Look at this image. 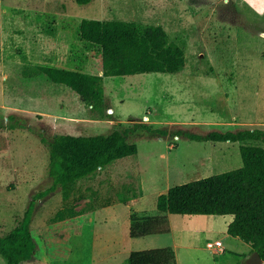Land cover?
Instances as JSON below:
<instances>
[{"label": "rangeland", "instance_id": "obj_1", "mask_svg": "<svg viewBox=\"0 0 264 264\" xmlns=\"http://www.w3.org/2000/svg\"><path fill=\"white\" fill-rule=\"evenodd\" d=\"M84 18L162 25L187 40L185 68L114 77L113 92L108 79L102 113L44 74H20L36 64L100 72L101 56L80 37ZM120 122L167 125L170 134L139 127L128 136L137 154L37 198L53 185L49 143L57 134H107ZM256 127L264 129V0H0V235L19 226L34 200L37 249L22 264H129L131 251L166 246L177 264H246L253 250L228 233L233 215L163 213L156 200L243 164L242 142L197 141L177 130ZM133 211L165 217L170 233L131 237ZM217 240L223 250L207 245ZM0 264H8L2 255Z\"/></svg>", "mask_w": 264, "mask_h": 264}, {"label": "trees", "instance_id": "obj_2", "mask_svg": "<svg viewBox=\"0 0 264 264\" xmlns=\"http://www.w3.org/2000/svg\"><path fill=\"white\" fill-rule=\"evenodd\" d=\"M81 6L94 0H75ZM80 37L96 50L102 60V74L86 73L51 65H23L25 77L46 75L77 94L95 112L107 107L105 77L133 76L143 73H180L186 65V39L173 38L158 24L119 19H88L80 23ZM14 115L10 114L9 118ZM16 127L15 125H11ZM155 136L170 134L168 126L137 122L127 126L120 122L107 134H57L49 143V175L53 185L40 198L59 186L67 187L117 159L135 155L138 147L128 136L137 128ZM197 141L242 142L241 167L170 187L158 195L157 210L183 215H233L227 231L249 243L264 259V147L246 141L264 142L263 128H242L236 131L213 130L207 133L177 130ZM35 201L29 203L19 226L7 235H0V255L8 264H21L35 255L37 243L31 232ZM84 212H77L83 214ZM65 218L61 216L60 220ZM165 217H148L133 211L130 215V236L139 238L170 233ZM129 264H177L172 246L131 251Z\"/></svg>", "mask_w": 264, "mask_h": 264}, {"label": "water", "instance_id": "obj_3", "mask_svg": "<svg viewBox=\"0 0 264 264\" xmlns=\"http://www.w3.org/2000/svg\"><path fill=\"white\" fill-rule=\"evenodd\" d=\"M264 259L261 257L258 251H253L251 256L247 258L246 264H263Z\"/></svg>", "mask_w": 264, "mask_h": 264}, {"label": "crops", "instance_id": "obj_4", "mask_svg": "<svg viewBox=\"0 0 264 264\" xmlns=\"http://www.w3.org/2000/svg\"><path fill=\"white\" fill-rule=\"evenodd\" d=\"M103 73V71H102V66H101V70H100V72H97V73H93V74H102ZM114 77H119V76H109V77H105V79H104V84H105V89H106V87L108 86L107 85V83H108V79H111V92H113V87H114V85H115V83H114V81H113V78ZM114 84V85H113ZM147 118V117H146ZM233 220V219H232ZM231 220V221H232ZM230 221V222H231ZM229 225V224H228ZM228 228V227H227ZM218 241V240H217ZM220 241V240H219ZM222 246H223V243H222ZM221 249H222V247H221ZM223 250V249H222ZM31 260V259H30ZM28 261V260H27ZM25 262V261H24ZM23 262H21V264H22Z\"/></svg>", "mask_w": 264, "mask_h": 264}, {"label": "built area", "instance_id": "obj_5", "mask_svg": "<svg viewBox=\"0 0 264 264\" xmlns=\"http://www.w3.org/2000/svg\"><path fill=\"white\" fill-rule=\"evenodd\" d=\"M207 245L209 246V247H219V248H221L222 247V242L221 241H215V242H208L207 243Z\"/></svg>", "mask_w": 264, "mask_h": 264}]
</instances>
